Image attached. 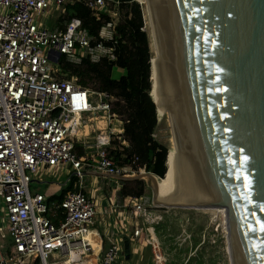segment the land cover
I'll use <instances>...</instances> for the list:
<instances>
[{"label": "built area", "instance_id": "built-area-1", "mask_svg": "<svg viewBox=\"0 0 264 264\" xmlns=\"http://www.w3.org/2000/svg\"><path fill=\"white\" fill-rule=\"evenodd\" d=\"M67 1L0 0V229L10 238L7 248L0 241V264H127L116 242L102 249L93 230L95 201L81 187L89 172L134 176L144 169L119 167L110 156L114 140L125 144L123 123L111 113L114 98L79 86L59 64L61 58L73 65L115 60L119 3L74 1L84 2L97 21L103 13L110 17L97 37L76 18L56 29L35 20ZM106 2L116 4L112 13ZM57 55L58 63L50 60ZM78 147L94 155L80 156ZM39 170H62L65 184L77 189L53 208L60 214L57 224L48 218L46 198L30 190L31 183H41L35 179ZM151 207L150 198L142 196L128 208L141 218ZM132 228L133 239L141 238L139 226ZM131 255L129 245V260ZM148 264L163 263L155 255Z\"/></svg>", "mask_w": 264, "mask_h": 264}, {"label": "water", "instance_id": "water-1", "mask_svg": "<svg viewBox=\"0 0 264 264\" xmlns=\"http://www.w3.org/2000/svg\"><path fill=\"white\" fill-rule=\"evenodd\" d=\"M147 3L181 188L166 205L151 173L86 175L148 180L154 206L223 209L229 263L264 264V0Z\"/></svg>", "mask_w": 264, "mask_h": 264}, {"label": "trees", "instance_id": "trees-1", "mask_svg": "<svg viewBox=\"0 0 264 264\" xmlns=\"http://www.w3.org/2000/svg\"><path fill=\"white\" fill-rule=\"evenodd\" d=\"M117 1L118 10L122 15L116 25L118 39L115 60L90 63L85 59L81 64L73 65L61 58L59 64L69 77L77 78L79 86L114 98L111 113L123 123L122 140L125 143L121 144L116 140L112 142L115 150L110 151V156L116 164L119 167L130 165L134 170L144 169L145 172L162 178L165 173L167 150L153 139L157 113L149 97L151 52L147 35L141 30L145 28L142 6L134 0ZM66 13L69 19H78L83 28L94 37H97L101 26L110 21V17L105 13L97 21L82 1L67 5ZM114 67L123 74L118 80L111 78V70ZM120 185V198L138 199L145 194V184L141 180L123 181ZM68 190L77 189H72L70 183ZM63 197H58L57 201L61 202ZM49 219L56 224L52 214Z\"/></svg>", "mask_w": 264, "mask_h": 264}, {"label": "rangeland", "instance_id": "rangeland-1", "mask_svg": "<svg viewBox=\"0 0 264 264\" xmlns=\"http://www.w3.org/2000/svg\"><path fill=\"white\" fill-rule=\"evenodd\" d=\"M74 1L68 0L56 12L47 14L44 17H36L35 20L42 22L43 26L49 29L62 28L69 19L66 13V6L72 4ZM139 4L141 3L139 2ZM113 5L116 4L106 2L109 13L113 12ZM141 6L143 5L141 4ZM116 9L118 10V5H116ZM118 12L121 18L122 13L120 10ZM142 12L144 15L143 7ZM112 20L114 21V19ZM143 29L148 38L146 25ZM152 57L153 54L151 53ZM122 75V72L115 67L111 70V78L113 80H118ZM168 123L167 119L157 120L153 134V139L164 147L167 152L170 149L172 139ZM90 135L94 136L95 134ZM93 152L94 150H83L80 147L77 149L78 154L82 153L86 157L94 155ZM35 176L36 180L39 178L45 182L42 184L31 183L30 190L32 193L38 192L48 199H55L60 196L61 188L56 186V184H61V182L63 184L65 180V174L62 170L59 173L56 170H39ZM143 182L145 184V194L143 196L149 197L152 202L151 184L148 180H143ZM101 184L107 196L117 186H114L113 183L110 184L107 179H102ZM129 211L130 215L131 209ZM121 212V210H117L115 218L118 220L120 227L115 233L119 238L118 244L122 246L123 237L129 239L130 251L135 254L131 255V259L126 261L127 264H147L148 258H153L155 255L163 264H230L227 240L222 228V217L221 214H215L214 210H189L153 205V207L147 209V216L141 218L131 216L135 219V222H138L143 235V237L137 240L131 236V229L125 228L122 230ZM97 219L99 220L100 218L97 216ZM144 240L145 246L143 245ZM0 241L5 248L10 244V238L3 229H0Z\"/></svg>", "mask_w": 264, "mask_h": 264}, {"label": "crops", "instance_id": "crops-1", "mask_svg": "<svg viewBox=\"0 0 264 264\" xmlns=\"http://www.w3.org/2000/svg\"><path fill=\"white\" fill-rule=\"evenodd\" d=\"M102 179L103 178L96 176L94 174L87 175L83 179L81 191L83 193L91 196L93 198V200L95 201L96 209L98 212L97 216L100 219L98 220L96 218V222L93 226V230H95L101 237L102 249H106L110 245L111 241L116 242L117 244L119 242V238L115 234L116 230H118L120 228L118 220L115 219L117 210L122 211L121 212V215H122L121 228H122V230H124L125 228L133 230L132 224L135 225V223H136L138 225V222L137 221L135 222V219L133 217H131L132 216L131 213L129 215L130 208H128V207L132 205L134 199H132L130 197L120 198L118 196V192L121 189V185H120L121 181H115L112 179H107L108 182H110V184L113 183L114 186L117 185L115 187L114 191L109 196H107L106 192L102 189V186H103L101 184ZM44 182L45 181L41 180V183H37V184H42ZM45 184H48V183H45ZM61 184H62V182H61ZM61 184H56V186L61 188L60 196H65L64 193L65 192L67 193L69 191L68 188H69L70 184H65V180L63 181V184L62 185ZM72 189H74L73 186H72ZM106 198H108V200H106ZM57 199L58 198H55V199L54 198H52V199L46 198L47 205L52 209L48 213V218H49V215L52 214L54 216V219L56 220V224L58 223V221L60 219L59 212H56L53 210V208L59 203V201H57ZM104 209L106 210V213H104ZM142 237H143V235H142ZM124 238L125 237H123V239ZM123 239H122V243H121L122 249H123ZM143 245L145 246V240H144ZM138 248H139V246H138ZM133 255H135V254H133ZM151 259L152 258H150V257L148 258L147 264L149 263V261Z\"/></svg>", "mask_w": 264, "mask_h": 264}, {"label": "bare ground", "instance_id": "bare-ground-1", "mask_svg": "<svg viewBox=\"0 0 264 264\" xmlns=\"http://www.w3.org/2000/svg\"><path fill=\"white\" fill-rule=\"evenodd\" d=\"M137 3H141L143 6L144 17H145V25L147 28L148 40L150 44V51L153 54L151 58V85H152V98L157 105V120H168V113L166 110L163 109V104L165 103V97L162 94V91L159 87V77L157 74L156 69V62H155V46H154V36H153V29L148 9L147 0H134ZM143 2V3H142ZM169 122V120H168ZM169 124V123H168ZM170 126V124H169ZM171 130V127H170ZM172 134V132H171ZM170 149L167 152V161H166V169L167 173L164 177L158 178V202L161 204L168 205V201L179 191L181 188V177L179 171V165L177 162V154L174 145L173 135L170 143ZM214 210L215 214H221L223 229L228 236V228H227V218L226 212L223 209H210V211ZM209 211V210H208ZM229 252V251H228Z\"/></svg>", "mask_w": 264, "mask_h": 264}]
</instances>
